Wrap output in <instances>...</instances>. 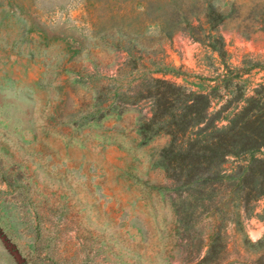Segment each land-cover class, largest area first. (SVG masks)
I'll return each instance as SVG.
<instances>
[{
	"label": "rangeland",
	"instance_id": "obj_1",
	"mask_svg": "<svg viewBox=\"0 0 264 264\" xmlns=\"http://www.w3.org/2000/svg\"><path fill=\"white\" fill-rule=\"evenodd\" d=\"M150 79L264 128V0H0V264H264V148L201 213L143 130Z\"/></svg>",
	"mask_w": 264,
	"mask_h": 264
},
{
	"label": "trees",
	"instance_id": "obj_2",
	"mask_svg": "<svg viewBox=\"0 0 264 264\" xmlns=\"http://www.w3.org/2000/svg\"><path fill=\"white\" fill-rule=\"evenodd\" d=\"M142 92L138 102L150 106L144 132L155 130V134L163 133L169 138L160 153V162L168 179L185 200L194 189L199 195L196 209L203 214L210 213L212 195L208 193L223 177V163L228 157L251 154L264 148V128L258 119L248 114L225 118L210 115L209 96L186 93L166 80L150 79L143 85ZM250 167V176L257 175L259 168L264 172V159H253ZM183 177L186 180L181 182ZM259 196L264 197V191ZM250 200L246 199L245 203ZM219 204H215L220 208L217 215L222 219L226 217L228 222L231 211H223ZM196 209L191 213H196Z\"/></svg>",
	"mask_w": 264,
	"mask_h": 264
}]
</instances>
